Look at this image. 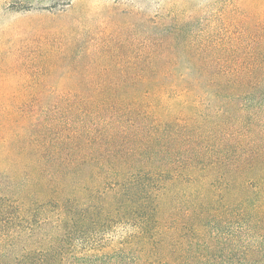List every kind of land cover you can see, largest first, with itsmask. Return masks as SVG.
<instances>
[{"label":"trees","instance_id":"1","mask_svg":"<svg viewBox=\"0 0 264 264\" xmlns=\"http://www.w3.org/2000/svg\"><path fill=\"white\" fill-rule=\"evenodd\" d=\"M221 15L230 35L200 50L161 41L169 50L133 88L7 105L0 264H260L210 260L200 225L184 228L188 242L161 216L172 194L264 207V5Z\"/></svg>","mask_w":264,"mask_h":264},{"label":"rangeland","instance_id":"2","mask_svg":"<svg viewBox=\"0 0 264 264\" xmlns=\"http://www.w3.org/2000/svg\"><path fill=\"white\" fill-rule=\"evenodd\" d=\"M260 4L264 0H0V149L7 150V105L86 101L99 90L133 88L136 75L169 50L163 42L203 49L205 41L230 35L221 11ZM246 203L258 204L172 194L161 216L172 234L174 226L200 225L207 234L201 245L218 251L210 260L264 264V207L239 208ZM9 218L0 212V253L7 252Z\"/></svg>","mask_w":264,"mask_h":264}]
</instances>
